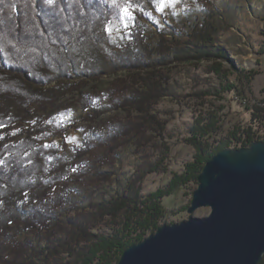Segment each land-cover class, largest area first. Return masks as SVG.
<instances>
[{"label": "trees", "instance_id": "obj_1", "mask_svg": "<svg viewBox=\"0 0 264 264\" xmlns=\"http://www.w3.org/2000/svg\"><path fill=\"white\" fill-rule=\"evenodd\" d=\"M197 1L207 13L183 39L160 33L155 42L150 23L162 0H128L135 19L121 45L112 43L104 30L109 22H120L114 14L118 10L99 0H91L83 15L72 0H58L65 9L60 16L70 26L64 30L67 44L53 31L55 20L45 14L52 6L43 0L0 3V264H118L127 248L160 228L163 200L180 186L198 182L217 153L264 142L259 125L264 101L253 105L248 126L215 148L211 137L219 130L216 118L198 117L188 137L197 158L167 188L143 192L146 178L165 161L160 159L154 167L139 166L109 199L95 202L92 192L87 204L78 202L77 185L98 189L112 181L113 172L103 169L117 165L119 151L133 146L140 152L156 139H167V122L157 107L170 96L175 69L207 62L209 72L227 85L228 57L216 39L217 13L211 0ZM240 77L248 83L246 73ZM232 89L237 98L243 97L239 87ZM99 99L124 116L102 119V130L95 133L92 125L105 114ZM73 100L86 113L90 130L77 154H92L85 168L77 170L62 148L45 143L51 130L65 141L71 125L49 117ZM162 147L168 150L165 143Z\"/></svg>", "mask_w": 264, "mask_h": 264}, {"label": "rangeland", "instance_id": "obj_2", "mask_svg": "<svg viewBox=\"0 0 264 264\" xmlns=\"http://www.w3.org/2000/svg\"><path fill=\"white\" fill-rule=\"evenodd\" d=\"M211 1L213 10L217 13L219 25L216 39L219 45L225 47L228 57L224 62L228 77L227 85L209 72L210 64L207 62H201L196 66L181 65L175 69L169 87L170 96L157 107L158 113L167 122V139L162 141L156 139L144 151L138 152L133 146L119 151L117 165L103 169V172H113L111 182L98 189L88 184L77 185L80 204H87L91 200L89 195L92 192L95 193L92 198L95 202L109 199L116 190L124 188L139 166L154 167L160 163V159L165 161L158 165L157 172L146 178L143 192L148 194L167 188L174 177L187 172L188 164H193L197 158V150L189 143L188 137L198 117L216 118L219 130L211 137L214 148L222 142H228L231 139L230 134L235 130L249 125L253 105H259L264 101V54L262 53L264 0ZM162 2L163 9L151 17V38L155 42L159 39L160 33L167 34L169 39H172L174 35L183 39L192 24L198 19H203L207 13L197 0H176L175 3L171 0H162ZM112 27L120 30L111 33V42L116 45L126 42L128 28L125 29L121 21ZM245 73L249 79L248 83H246L247 79L243 81L246 84L241 82L240 77ZM235 86L244 93L242 98L238 97L241 101L232 89ZM100 104L105 114L96 125H92L95 133H100L102 130L100 124L102 119L108 120L112 117L121 119L124 116L123 113L115 111L107 101L102 100L98 103ZM49 119L62 125H71V129L64 134V142L53 135L54 132L51 130L48 133V137H51L45 143H53L62 148L61 154L67 155L75 170L85 168V165L92 160V154H87L83 158L77 154V150L84 148L85 136L90 132L86 113L81 106L75 100L68 101ZM29 125L27 124L24 128H28ZM259 125L262 126L260 137L264 138V120ZM163 143L168 150L163 149ZM75 170L73 169L72 174L76 172ZM198 186L199 182H188L163 200L165 215L160 221V227L164 224L181 223L191 216L206 217L210 214V208H201L192 214L188 212ZM152 234L153 232H148L146 237ZM263 261L264 258L261 263Z\"/></svg>", "mask_w": 264, "mask_h": 264}, {"label": "water", "instance_id": "obj_3", "mask_svg": "<svg viewBox=\"0 0 264 264\" xmlns=\"http://www.w3.org/2000/svg\"><path fill=\"white\" fill-rule=\"evenodd\" d=\"M189 213L127 248L118 264H260L264 258V142L225 149L198 178Z\"/></svg>", "mask_w": 264, "mask_h": 264}, {"label": "snow or ice", "instance_id": "obj_4", "mask_svg": "<svg viewBox=\"0 0 264 264\" xmlns=\"http://www.w3.org/2000/svg\"><path fill=\"white\" fill-rule=\"evenodd\" d=\"M4 0H0V3H3ZM31 2L34 4L35 0H31ZM44 4L52 6L51 13H45L46 15H51L52 19L55 20V26L53 27V31L59 36L60 39H63L65 44H67V38L64 35V30L68 27H70L67 24V20L60 16V13L64 12V8L59 7L58 0H43ZM172 3H175L176 0H171ZM99 3L103 4H110L111 7L118 10L114 14L116 15V19L121 21L123 24V27L127 29L129 27V24L135 19L132 13V5L128 2V0H99ZM72 4H77L79 7L77 8V12L80 15H83L82 9L85 7H91V0H88V3L81 5L80 0H72ZM123 5V6H122ZM67 7H70V4H66ZM164 7V3L161 2L160 6L156 9L157 11L162 10ZM68 19H72L71 14H69ZM84 22V21H82ZM105 31H107L110 35L113 31H119V28H113L111 26V22H109L108 25H106ZM74 139V138H73ZM45 147H48V145H45ZM4 163L3 160H0V165Z\"/></svg>", "mask_w": 264, "mask_h": 264}]
</instances>
